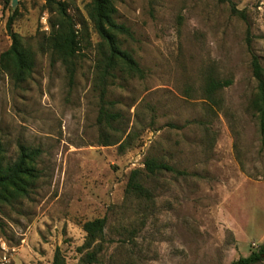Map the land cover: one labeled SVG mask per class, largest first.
<instances>
[{
	"label": "rangeland",
	"instance_id": "obj_1",
	"mask_svg": "<svg viewBox=\"0 0 264 264\" xmlns=\"http://www.w3.org/2000/svg\"><path fill=\"white\" fill-rule=\"evenodd\" d=\"M68 6L79 37L75 73L48 48L53 0H0V56L18 33L34 55L23 83L0 69L4 163L24 145L39 152L25 198L0 204V238L10 264H84L83 225L106 218L96 264H234L264 244V137L252 102V53L264 66V0H116V21L133 39L121 48L144 77L116 71L106 101L121 118L101 126L98 62L103 41L88 15L91 0ZM211 79L231 80L214 102ZM106 133L116 145L102 146ZM126 143L125 150H120ZM155 158L179 173L143 183L151 199L126 193L130 173ZM264 259V258H263ZM258 264H264V260Z\"/></svg>",
	"mask_w": 264,
	"mask_h": 264
},
{
	"label": "trees",
	"instance_id": "obj_2",
	"mask_svg": "<svg viewBox=\"0 0 264 264\" xmlns=\"http://www.w3.org/2000/svg\"><path fill=\"white\" fill-rule=\"evenodd\" d=\"M55 19L51 20V31L48 36L47 45L53 55L67 66L70 78L73 79L75 68L73 58L79 51L78 30L74 18L68 12V6L64 2H56ZM229 3L233 15L246 20V12L238 10L232 0H219ZM116 0H91L88 6V15L94 28L103 41L104 51L98 62V80L101 108L98 122L101 126L112 127L121 118L120 114L113 113L106 101L108 83L110 78L116 77V71L126 72L132 77H144V70L130 54L121 48L119 36L133 39L131 30L116 21ZM13 17L7 24V29L12 39L10 48L1 53L0 69L8 72L17 83H23L29 79L34 69V55L32 50L26 46L24 39L12 29ZM252 72L257 83V94L252 102V109L256 115L259 132L264 137V66L260 58L252 53ZM232 85L231 80L211 79L207 83L205 95L207 99L214 100L217 92L225 90ZM102 146L116 145L106 133L101 135ZM127 144L121 143L120 150H125ZM4 148L0 143V204L10 203L28 195L29 184L37 178L34 167L39 152L24 145L19 148L17 159L13 163H4ZM144 170L135 169L130 173L126 193L137 199H151V191L143 183V174L148 177L162 172L179 173L172 166L161 163L155 158H147ZM106 218H97L86 222L83 230L86 234L84 244L79 248L84 253L82 262L84 264H96L99 255L103 252L105 244ZM53 264H64V259L58 249L54 254ZM264 244L258 252H253L247 258H241L234 264H258L264 259Z\"/></svg>",
	"mask_w": 264,
	"mask_h": 264
},
{
	"label": "built area",
	"instance_id": "obj_3",
	"mask_svg": "<svg viewBox=\"0 0 264 264\" xmlns=\"http://www.w3.org/2000/svg\"><path fill=\"white\" fill-rule=\"evenodd\" d=\"M11 251L7 243L0 238V264H10Z\"/></svg>",
	"mask_w": 264,
	"mask_h": 264
},
{
	"label": "water",
	"instance_id": "obj_4",
	"mask_svg": "<svg viewBox=\"0 0 264 264\" xmlns=\"http://www.w3.org/2000/svg\"><path fill=\"white\" fill-rule=\"evenodd\" d=\"M12 1V9L15 10L19 4L21 0H11Z\"/></svg>",
	"mask_w": 264,
	"mask_h": 264
}]
</instances>
